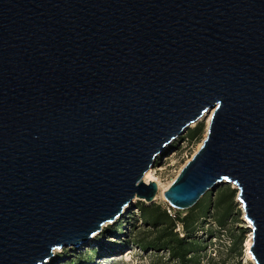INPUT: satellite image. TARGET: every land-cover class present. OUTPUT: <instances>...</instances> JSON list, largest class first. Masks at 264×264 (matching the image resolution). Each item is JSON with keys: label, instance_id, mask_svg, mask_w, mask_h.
<instances>
[{"label": "water", "instance_id": "water-1", "mask_svg": "<svg viewBox=\"0 0 264 264\" xmlns=\"http://www.w3.org/2000/svg\"><path fill=\"white\" fill-rule=\"evenodd\" d=\"M212 113L163 192L235 185L264 264V0H0V264L81 246Z\"/></svg>", "mask_w": 264, "mask_h": 264}, {"label": "rangeland", "instance_id": "rangeland-1", "mask_svg": "<svg viewBox=\"0 0 264 264\" xmlns=\"http://www.w3.org/2000/svg\"><path fill=\"white\" fill-rule=\"evenodd\" d=\"M208 118H202L192 124L157 158L151 169L161 188L154 202L134 199L122 216L112 224L106 223L93 235L94 237L92 236L93 238L88 240L87 244L57 248L54 250V255L43 264H176L162 250L145 249L138 243L141 238H146L147 241L154 238L153 227L141 220L140 211L137 209L139 203L145 205L158 203L173 214L177 213L182 217L196 208L203 213L202 215H205L201 220L203 230L198 232L202 264H253L246 250L251 239V228L243 217V205L237 198L238 190L235 191L234 196H231L230 189H235L234 184L222 183L215 189L208 190L189 209L172 207L163 195L201 147L207 134ZM198 123L204 125L203 133L200 137L198 135L190 140L188 133ZM117 225L120 228L114 230ZM177 230L181 236L184 235L181 226H178Z\"/></svg>", "mask_w": 264, "mask_h": 264}, {"label": "trees", "instance_id": "trees-1", "mask_svg": "<svg viewBox=\"0 0 264 264\" xmlns=\"http://www.w3.org/2000/svg\"><path fill=\"white\" fill-rule=\"evenodd\" d=\"M203 130L204 125L198 123L188 133L189 139L192 140L198 135L200 137ZM235 191V189H230L231 196H234ZM137 209L140 211L142 222L149 223L154 231L152 240L140 239L138 243L142 247L145 249L150 248L154 251L162 250L176 264H202L200 255L201 242L198 238V232L203 230L201 221L202 217L205 216L202 215L203 213H200L196 208L182 217L180 214H173L158 203L151 205L139 203ZM178 226H181L183 236L177 230ZM118 228H120L119 225L114 230Z\"/></svg>", "mask_w": 264, "mask_h": 264}, {"label": "bare ground", "instance_id": "bare-ground-1", "mask_svg": "<svg viewBox=\"0 0 264 264\" xmlns=\"http://www.w3.org/2000/svg\"><path fill=\"white\" fill-rule=\"evenodd\" d=\"M211 115H212V113H210V114H208L207 115V117H209L208 118V120H207V126H208V124H209V121H210V118H211ZM144 180L146 181V182H150V181H155V182H157V184H158V186H159V188H161V184L158 182V179L154 176V174H153V170L151 169V170H148L147 172H146V174H145V176H144ZM161 190V189H160ZM162 195V194H161ZM108 226V225H107ZM248 226L251 228V224L248 222ZM96 236V235H95ZM94 237V236H93ZM93 237H91V238H93ZM90 238V239H91ZM250 242H251V239L249 240V242H248V244L247 245H250ZM56 251H58V250H56ZM55 251V252H56ZM248 256H249V258L252 260V257H251V255H250V253L248 252Z\"/></svg>", "mask_w": 264, "mask_h": 264}]
</instances>
